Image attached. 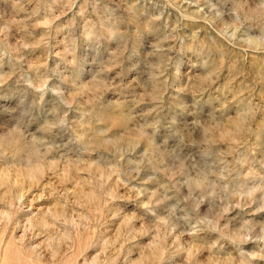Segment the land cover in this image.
<instances>
[{
    "label": "clouds",
    "instance_id": "obj_1",
    "mask_svg": "<svg viewBox=\"0 0 264 264\" xmlns=\"http://www.w3.org/2000/svg\"><path fill=\"white\" fill-rule=\"evenodd\" d=\"M100 2L92 0L94 11ZM23 3L31 8L29 18L45 25L75 7V0ZM169 8L180 13L172 23L165 19L166 13L171 17ZM103 12L106 19L98 28L84 24L78 37L69 32L57 40L83 41L78 58L60 53L36 80L19 65L0 75V247L11 246L10 264H20L21 250L31 255L45 246L58 249L81 226L54 209L32 212L31 202L25 203L26 186L38 185L46 174L64 183L72 173L77 187L89 189L80 193L84 206L120 214L122 227L135 210L109 205L139 200L134 180L157 184L162 201H175L172 216L180 209L198 219L182 264H225L223 241L264 245V220H255L264 214V152L257 158L256 144L249 143L264 137V0H134L127 15H117L119 6ZM81 15L74 12L57 25V35ZM186 20L202 22L211 32L202 38L205 29ZM0 36L5 42L3 32ZM113 175L124 177L125 196L109 184ZM204 204L207 215L199 219ZM232 212L242 229L221 225ZM94 224L86 219L82 226ZM197 231L214 232L216 238L200 239ZM97 244L109 247L103 234ZM172 247L161 236L154 238L157 264ZM201 252L207 255L198 260Z\"/></svg>",
    "mask_w": 264,
    "mask_h": 264
},
{
    "label": "rangeland",
    "instance_id": "obj_2",
    "mask_svg": "<svg viewBox=\"0 0 264 264\" xmlns=\"http://www.w3.org/2000/svg\"><path fill=\"white\" fill-rule=\"evenodd\" d=\"M133 3L134 0H127V2L124 0H101L94 11L92 0H87V3L86 0H75L73 9H63V14L59 15L58 20L45 25L29 18L28 12L31 8L25 5L23 0H0V32H3L7 37L5 42L0 43V75L11 74L14 68L19 65L22 70H27L29 76L36 80L38 75L44 71V65L47 64L51 69L52 65L59 60L60 53L66 55L69 60L73 57L78 58L83 50L84 42L75 37H78L83 30L82 25L93 24L98 28V21L106 19L103 12L105 8L116 9L119 6L117 15L121 13L127 15L124 10ZM142 6V4H135L137 9ZM77 11L82 12V15L76 17L71 28L63 27L58 36L56 26H63L64 22ZM167 12L171 13V17H168L167 13L165 14V19L169 23H172L180 15L175 8H169ZM156 23L160 25L164 21ZM184 23L205 29L201 32L202 38L211 32L202 22L186 20ZM69 32L75 33V37L70 42L58 44L57 40L63 39ZM0 41H3V36H0ZM23 44H27L29 47L23 48ZM49 53L52 54L49 55ZM21 56L27 57V59L21 60ZM28 61H31L30 69L27 67ZM119 70L116 69V71ZM15 79L16 76L13 75L8 84H11ZM37 83L39 87H44L42 80ZM52 83H56L55 79L52 80ZM8 84L4 85V89L8 87ZM249 143L256 144L257 158H260V154L264 152V137L258 142L253 138ZM228 159L231 161L232 156H229ZM87 175L85 172L80 173L81 178H87ZM72 176V173H68L66 182L60 183L56 180H49L48 174H46L38 185L30 189L26 186L25 203L31 202L32 212L38 210L49 212L54 209L55 215H63L65 219L73 220L81 226L78 229L73 228L72 238L61 242L58 249L55 246H45L44 249H37L31 255H25L21 250L23 258L20 264H105L106 261L107 264H157L151 253V244L157 235L161 236L167 245L173 246L160 264H182L183 247L193 240V236L189 233L196 230L198 219L194 214L183 212L180 209H177L176 215L172 216L171 206L175 201H162L156 193L157 184H140L139 180H134L133 185H137L141 192L140 199H124L109 205L110 209L120 207L125 210H135V218L122 227L120 214L114 215L108 210L98 213L94 212L91 207L84 206L86 201L80 193L81 190L87 193L89 189L86 186L82 189L77 187ZM122 180H124L123 176L113 175L109 179V184L119 186V194L125 196L128 189L120 186ZM61 193H67V197L63 198L57 195ZM131 196L135 197L136 192H132ZM140 202H143L146 207L139 208L137 205ZM207 208V204L200 207L199 219L206 217ZM153 212L155 215L152 214ZM86 219H95L97 224L86 230L82 226ZM255 220H264V214L255 217ZM224 223H228L229 229L233 231L243 228L242 221L237 218V212L230 213L226 221H221V225ZM57 226L61 227L63 231L60 224ZM256 231L258 232L259 229ZM102 234L103 239L109 242V247L106 250L97 244ZM251 234L256 235V233ZM29 235L32 234L29 233ZM196 236L200 239L211 240L216 238V233L197 231ZM4 239L7 240V237L5 236ZM43 239V236L39 239L34 238L33 244L39 243ZM222 243L225 249V264H264V245H260L255 240L243 244H233L228 241ZM24 244L27 245V240L24 241ZM10 252V245L7 249L0 247V264H10L8 259ZM206 255V252L198 253L197 259L203 260Z\"/></svg>",
    "mask_w": 264,
    "mask_h": 264
}]
</instances>
